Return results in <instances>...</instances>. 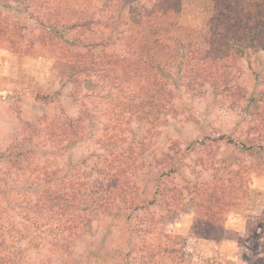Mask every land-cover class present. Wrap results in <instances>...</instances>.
<instances>
[{
	"label": "trees",
	"instance_id": "trees-1",
	"mask_svg": "<svg viewBox=\"0 0 264 264\" xmlns=\"http://www.w3.org/2000/svg\"><path fill=\"white\" fill-rule=\"evenodd\" d=\"M216 2L224 10L211 19L206 34L178 24L180 0H153L150 9L127 15L122 14L123 0H31L22 10L33 9L30 20L37 32L30 33L0 10V43L15 53L54 58L60 81L72 84L76 94L85 93L81 99L99 100L108 116L98 143L101 152L89 157L88 166L65 169L56 162L63 144L80 138L86 112L76 120H40L29 126L35 149L44 145L57 148V153L36 158L27 146L7 150L4 166L0 163V222L7 225V240H25L30 229L78 239L93 221L116 212L130 214L129 219L137 214L139 264H199L181 247L184 241L177 243L161 229L163 218L148 209L159 203L164 212L173 213L188 197L194 214L189 236L220 243L225 217L246 199L250 174L264 167V72L252 95L238 83L241 60L264 52V0ZM9 4L0 0V8L10 9ZM68 35L72 38L66 39ZM171 85L190 93L209 87L231 110L241 111L249 120L240 140L224 135L210 141L260 158L258 163L236 161L224 156L219 146L201 142L197 162L210 172V179L180 186L172 179L182 159L174 142L155 161V196L144 203L134 178L144 167L155 125L163 117L177 116ZM131 123L143 131L132 142ZM33 169L42 178L24 180ZM40 181L43 190L25 189L40 186ZM0 264L12 262L3 257Z\"/></svg>",
	"mask_w": 264,
	"mask_h": 264
},
{
	"label": "rangeland",
	"instance_id": "rangeland-1",
	"mask_svg": "<svg viewBox=\"0 0 264 264\" xmlns=\"http://www.w3.org/2000/svg\"><path fill=\"white\" fill-rule=\"evenodd\" d=\"M8 1L10 9L0 10L19 22L21 27L26 26V32H37L36 24L30 20L33 9H28V13L22 11L31 0ZM45 1L35 0L37 3ZM123 1V15L141 10L142 7L144 10L150 9L153 2ZM220 10H224V6L216 0H180L175 19L184 28L206 34L211 19ZM71 38V35L66 37ZM23 42L26 44L27 40ZM55 63V59L50 56L34 57L15 53L8 48V44L0 43L1 165L4 166L7 150L13 151L14 147L21 145L30 147L33 157L36 158L47 155L46 152L57 153V148L44 145L35 149L36 139H30L34 133L29 126L40 120H76L82 112H86L87 116L82 123L80 138L63 144L65 149L60 152L58 150L57 165L65 169L77 165L88 166L92 164L89 157L101 152L98 143L108 119L104 112L106 107L97 99L79 98L82 93L76 94L72 84L60 81ZM240 64L242 73L238 83L252 95L259 89L258 78L264 72V52L245 56ZM172 87L177 116L163 117L155 125V132L147 141L148 150L142 159L144 167L134 178L144 203L151 202L155 196L158 176L154 167L155 161L174 142H178L180 146L182 159L177 174L172 179L180 186L187 181L197 183L210 179V172L197 162V157L202 154L201 142L214 149L219 146L224 156H231L236 161L243 159L244 162L258 163L260 158L239 155L237 150L227 147L224 142H211L224 135L240 140L249 120L241 111L231 110L209 87L195 93H190L183 87L175 88L171 85ZM128 133V140L132 142L143 131L138 125L131 123ZM60 148L61 146L58 147ZM15 157L16 153H13L11 162ZM83 162L87 164H82ZM26 176V181L42 178L34 169L28 171ZM249 177L248 195L239 208L225 217L220 243L189 236L194 214L188 197L182 203L181 209L173 213L164 212L159 203L148 209L155 218H163L161 229L174 236L177 243L184 241L181 247L199 264L209 261L223 264H260L264 258V167L252 172ZM43 184L25 185V189L39 188L38 191H41L44 189ZM141 214L143 213L139 212L138 215ZM17 215L15 221L20 222ZM129 216L128 213L116 212L112 217L93 221L87 232L78 239L56 235L50 230L30 229L25 240H7V225L0 222V258L5 257L12 264H139L135 250L141 238L134 233L139 219H135L137 214H133L130 219Z\"/></svg>",
	"mask_w": 264,
	"mask_h": 264
}]
</instances>
